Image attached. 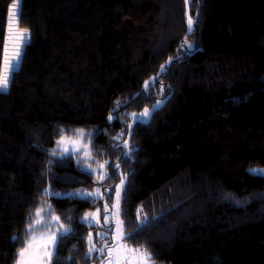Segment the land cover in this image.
<instances>
[{"label":"trees","instance_id":"obj_1","mask_svg":"<svg viewBox=\"0 0 264 264\" xmlns=\"http://www.w3.org/2000/svg\"><path fill=\"white\" fill-rule=\"evenodd\" d=\"M13 2L0 0L3 38ZM21 9L30 43L0 94V264H15L41 200L75 233L52 264H85L99 227L80 219L107 196L93 205L43 194L100 187L77 154L52 156L60 129L93 133L91 163L107 161L111 177L102 193L128 174L126 230L141 207L151 223L127 243L145 245L155 264H264V176L248 171L264 169V0H23ZM186 36L193 47L178 53ZM157 100L146 122L132 121Z\"/></svg>","mask_w":264,"mask_h":264},{"label":"snow or ice","instance_id":"obj_2","mask_svg":"<svg viewBox=\"0 0 264 264\" xmlns=\"http://www.w3.org/2000/svg\"><path fill=\"white\" fill-rule=\"evenodd\" d=\"M22 2L23 0H14L13 4L10 5L8 35L7 38L0 37L4 39L3 45L0 46L2 47L3 54L2 64H0V94L7 93L11 84V77L19 69L23 48L30 43L29 30L27 28L20 29L19 27L22 16ZM192 2L196 3L198 0H192ZM194 30V21L191 15H189L186 31L193 33ZM192 47L193 44L189 42L186 36L177 51L179 53L182 49L190 50ZM10 48L11 54L9 52ZM176 59H179V55H177ZM172 62L173 58H169L165 64L160 66V72H165ZM159 74L157 75L159 76ZM156 80L157 77H152L149 81H145L143 91L148 92L150 85H154ZM162 103L163 101L157 100L151 109L144 108L140 113H131L130 116L133 122H146L151 112L159 109ZM120 104L121 101H116L117 108H119ZM107 119L111 122L113 119H118V117H114L110 113ZM126 127L129 129L127 135L131 137L132 133L130 129L132 126L127 125ZM124 135L125 132L121 131L113 139L118 141ZM92 136L93 133L85 129H72L70 130V134L66 130L60 129L59 138L56 141L57 147L53 149L52 156L77 154L78 165L81 163L85 165L84 172L89 175L93 172L97 173L100 187L92 192L80 190L74 193H51L50 189H44L43 194L45 196L55 195L58 198H74L93 205L104 200L105 196H107V202L102 205V222L100 218L101 210L99 208L94 213H85L80 219L81 224L100 228L95 237H93L91 232L87 235L88 250L85 254V264H87L88 258H91L93 254L96 255L98 260L103 261L104 264H155L152 252L145 245L133 247L127 243L129 240H134L151 223L143 213V207H141L137 209L135 231L128 232L126 230L125 221L121 218L122 215H126L124 209L121 207V201L126 200L124 193L127 187L128 174L122 173L119 184L113 188L106 189L103 193L100 191V188L103 187L102 182L111 177L109 173L102 171L108 164L107 161L104 164H99L97 168H93L92 166ZM123 147L128 149V151L123 152L122 156L130 157L132 146L128 140H124ZM57 149L60 151H57ZM112 167L114 175L115 172L119 171L120 164L116 163ZM248 171L253 175L264 176V169L262 168H249ZM112 192L115 193L114 199L111 195ZM37 203L39 207L29 214L25 227V239L16 253L15 264H52L53 258L59 250V245L75 234L72 227L65 226L60 216L54 214L55 210L51 205L46 204L43 200ZM68 223L69 225L72 223L70 217L68 218ZM12 239L16 241L19 237L13 236ZM66 260L70 262L72 257H67Z\"/></svg>","mask_w":264,"mask_h":264},{"label":"rangeland","instance_id":"obj_3","mask_svg":"<svg viewBox=\"0 0 264 264\" xmlns=\"http://www.w3.org/2000/svg\"><path fill=\"white\" fill-rule=\"evenodd\" d=\"M13 4V3H12ZM11 4V5H12ZM8 23H9V17H8ZM20 29H22V28H20ZM6 33H7V35H8V29H7V31H6ZM7 35H6V38H7ZM9 52H10V54H11V48H10V50H9ZM133 121V120H132ZM85 143H87V141H85ZM76 157H77V160H76V162L78 161V155H76ZM101 164H104V163H101ZM81 165V167L84 169V167H85V165L83 164V163H81L80 164ZM92 166H93V168H97L98 167V165H96V166H94L93 164H92ZM104 170H105V168L104 169H102V171L104 172ZM95 175H96V177L98 178V176H97V173H95V172H93ZM98 187H96L94 190H92V191H95L96 189H97ZM88 192H92V191H89V190H87ZM101 191V190H100ZM114 198H115V196H114ZM106 203V202H105ZM104 204V203H103ZM101 211H100V218H101V222L103 221V208L101 207V208H99ZM96 211V209L95 210H93V211H91L92 213H94ZM89 213V212H88ZM100 230V228H98L95 232H91L92 234H93V237H95V235H96V233L98 232ZM98 247H99V245H97ZM92 264H104V262L103 261H101V260H98L97 261V263H92Z\"/></svg>","mask_w":264,"mask_h":264}]
</instances>
